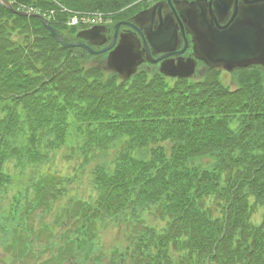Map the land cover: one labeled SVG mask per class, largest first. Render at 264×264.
<instances>
[{
    "label": "trees",
    "instance_id": "16d2710c",
    "mask_svg": "<svg viewBox=\"0 0 264 264\" xmlns=\"http://www.w3.org/2000/svg\"><path fill=\"white\" fill-rule=\"evenodd\" d=\"M57 1L115 13L135 2ZM58 16L53 25L71 31ZM89 57L60 47L39 18L0 7V192L13 182L4 169L12 159L26 168L25 157L48 160L47 150L81 134L87 151L118 143L116 160L96 167L100 211L103 201L136 205L168 222L160 237L164 254L172 248L168 264H264V72H235V89L215 70L173 85L146 74L120 82L84 66ZM108 223L100 217L95 228Z\"/></svg>",
    "mask_w": 264,
    "mask_h": 264
},
{
    "label": "water",
    "instance_id": "95a60500",
    "mask_svg": "<svg viewBox=\"0 0 264 264\" xmlns=\"http://www.w3.org/2000/svg\"><path fill=\"white\" fill-rule=\"evenodd\" d=\"M172 2L162 0L137 14L133 23H128L144 37V47L135 33L118 34L122 25L118 23L110 45L94 51L90 44L103 45L107 41L105 32L108 26L82 30L74 36L86 43L67 42L50 21L38 16L64 47L80 46L96 54L110 50L99 67L118 74L123 80L132 78L141 70H150L149 63H160L159 74L172 78H201L213 68L230 73L247 68L264 69V0ZM0 4L12 9L6 0H0ZM185 32L191 36L193 45L190 57L170 58L184 52L177 50ZM160 53L158 58L154 57Z\"/></svg>",
    "mask_w": 264,
    "mask_h": 264
},
{
    "label": "rangeland",
    "instance_id": "374dc122",
    "mask_svg": "<svg viewBox=\"0 0 264 264\" xmlns=\"http://www.w3.org/2000/svg\"><path fill=\"white\" fill-rule=\"evenodd\" d=\"M144 2L139 1L129 7H127L125 10L121 11L120 13L116 14L115 17L117 18H122L126 15H131L134 14L140 7L143 5ZM221 80L224 82L225 85L235 89V83H233V79L231 76V73H228L226 71H223L220 75ZM170 84H174L173 81H170ZM73 150V152H72ZM120 151V147L115 146L114 148H110L108 150V156L106 157L109 159L108 161L114 159ZM96 154H101L100 150H95ZM71 155L72 158L70 160H66L65 156L66 155ZM99 158H96L95 160H90L88 162H85L84 158L82 157L81 153L79 150L76 149V147H72L70 150V146H65L62 150H55L52 153V156L50 160L47 162L46 165H44L41 168V171L44 170V173L47 174L44 178L48 181L52 179L54 176V173L56 171H60L63 175H71L74 176V172H81L80 178L75 181V184L72 183V185L69 188V194L65 197L67 199L71 198L73 194L75 193H81L82 197H87L86 194L93 193L95 196L94 190V178L92 177V171L94 170V166L97 163V160ZM67 165L68 167H66ZM8 166L11 168L12 173L18 178V179H23L22 183H27L28 179H30L32 176L31 171L32 167L29 169H24L23 167H17L16 163L14 161L9 162ZM80 169V171L77 169ZM64 177V176H63ZM94 199V198H93ZM93 202V201H92ZM97 201H94L93 203L96 204ZM260 214L258 212L255 215V219L259 220ZM105 230H107V235L103 233V238L105 239V247H109L110 244L113 241H116L117 239L120 238V240H124V233H125V227H117L113 225H106L103 226ZM2 252V248H0V264H6L10 259L11 255L9 254H4ZM3 255V257H2ZM2 257V258H1Z\"/></svg>",
    "mask_w": 264,
    "mask_h": 264
},
{
    "label": "flooded vegetation",
    "instance_id": "af4514ba",
    "mask_svg": "<svg viewBox=\"0 0 264 264\" xmlns=\"http://www.w3.org/2000/svg\"><path fill=\"white\" fill-rule=\"evenodd\" d=\"M188 38V36H186ZM190 54V51L188 52Z\"/></svg>",
    "mask_w": 264,
    "mask_h": 264
}]
</instances>
